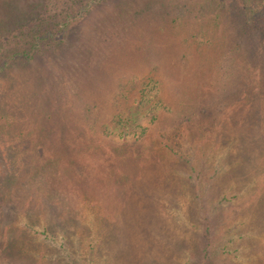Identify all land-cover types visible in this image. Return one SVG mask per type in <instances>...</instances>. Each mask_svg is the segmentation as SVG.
<instances>
[{
  "label": "rangeland",
  "instance_id": "obj_1",
  "mask_svg": "<svg viewBox=\"0 0 264 264\" xmlns=\"http://www.w3.org/2000/svg\"><path fill=\"white\" fill-rule=\"evenodd\" d=\"M33 1L0 0V68L24 48L15 31ZM144 1L126 8L141 28L103 1L74 25L72 47L0 69V264H264V0H250L248 20L235 9L224 49L206 2L163 0L193 7L197 23L158 50ZM46 3L60 21L77 5ZM112 23L125 45L89 59ZM131 129L146 135L118 137Z\"/></svg>",
  "mask_w": 264,
  "mask_h": 264
},
{
  "label": "trees",
  "instance_id": "obj_2",
  "mask_svg": "<svg viewBox=\"0 0 264 264\" xmlns=\"http://www.w3.org/2000/svg\"><path fill=\"white\" fill-rule=\"evenodd\" d=\"M46 1L47 0H34L32 2V4L30 5L29 12H31V16H33V13H35V18L27 22L24 26L16 29L15 31V33L22 34L20 37L22 41L20 42L23 43L24 48L21 51L18 50V52L15 51L14 53H9V55L7 56V59L9 58V60L4 62L0 69L7 68V67L10 68L12 67V64H14L15 62L19 60L20 62H27L24 64V67H26V64H30L31 61H42V53L44 49L46 47H50L51 45H53L54 48L56 47L61 48V44L64 43V45L67 44L65 48H67L68 46L70 47L71 46L70 42L72 40L71 38L72 34L74 32L77 34V31H73V33H71L72 29L74 28V25L78 23L79 21H81L86 15H90V16L94 15L96 11L99 10L98 6H101L103 1L112 2L113 7L111 9H116L120 12L126 13V16L129 19H131L130 21L132 23L131 24L132 28L138 25H139L138 28H141L143 24L146 23V20L142 21L141 19L139 20L136 18V13L133 14L135 12V9L132 8V5L130 6L129 10L126 11L128 3H131L127 1H131V0H72V3H76L77 5L70 4V7L66 9L67 11L68 10L69 11L66 12L65 18H61V21L58 19L62 16V14L58 12V9H57L58 7L54 4H53V8H50L46 16L44 15L45 12H47L46 8L48 4L46 3ZM205 2L207 3V7H205L206 6ZM233 2H238V3H233ZM250 4H251L250 0H244L243 4H241V0H203V6L205 7L204 9H205L206 15H207L206 10H208L207 8L211 9L207 11L209 14L208 15L209 19H210V21H207V26L208 25H211V27L212 26L215 27V25L219 26L218 30H214L212 28L213 29L212 36L214 37L216 41V45L219 46V42L222 39V49H224L225 47H230L233 39H231L230 30L229 28H226V25L227 23L232 24L230 21V18L233 15L235 9H240L239 14H241L242 12V14L244 15L243 17H246L245 20L247 18H250L251 15L253 14L252 7ZM144 5L147 6V9H149L151 6L154 7V10L151 9L150 15L154 16L158 20L156 23H154V20L150 19V22H153L151 24V26L153 27L151 31L153 37L150 40V45H151V48L153 49L155 47L158 50L160 48L162 49L165 46H168L169 48L171 47V49H173L177 45L176 39L180 37L179 34L181 32L190 30V27L192 25L193 27H195L197 23V20H196L197 18L193 14L194 9L193 7L189 5H187L186 7H180L181 5L179 4L177 5L175 3L170 4L163 0H146L144 1ZM240 5H242L243 10L240 8ZM200 10L201 9L197 10L196 14H198ZM128 20H126L124 24ZM240 22L241 24L239 25V28L240 30H242L244 28L245 23L243 19ZM117 26L121 30H123V24H119ZM255 27L260 32L258 35V38L262 37L261 34L264 31V29L260 31L262 28V25L259 24ZM113 29H114V24L112 23L109 34L105 35L100 40L94 41L92 43L91 47L89 48L90 51L87 54L88 55L87 57L89 59L93 55H97V56H100L102 60L108 54V52H106L108 50V45H110L113 50L120 49L121 47L125 45V41L127 39L121 35L115 36V33L111 34ZM165 30L168 31L169 33L168 36L165 35ZM76 36H77L76 37L77 39H80L79 34ZM192 36L194 37V35ZM190 38H191V35H188L184 43L186 44V42H189ZM203 43H204L203 45L209 44L211 46L212 44H214V40L212 41V39L206 38V40ZM263 45H264V40L263 41L261 40L259 42V47L257 49V52H262L261 49ZM99 47L103 49L102 53L90 54V52L98 51ZM255 53L256 51L255 52L253 51L252 56H254ZM179 54L181 55V61H184L186 56L183 54L182 51ZM230 55L231 54H229L228 56ZM258 58L259 57H257V59ZM153 69L156 70V68H153ZM51 76L52 77L54 76V81H57L58 73L55 75H51ZM150 78L152 77L150 76L147 77V79H150ZM62 81L63 83H65L64 79H62ZM62 87H64V84ZM142 95H143V90L140 92L139 97L137 98L143 99L144 97H142ZM163 101L164 100L160 97V95H158L156 102L160 104ZM135 103H137V101H135ZM196 104L197 103H195V105ZM202 104L203 103H199V105H202ZM153 105L157 106V108L158 107L167 108L166 105L160 106V105H155L154 103ZM134 109H139V108L136 107ZM169 109H170L171 115L173 117H177L176 112L174 111L173 108L171 109V106ZM191 109L193 110V111L191 110L192 112L191 114H193L197 110V106ZM153 118L156 119L155 116ZM114 120H115V125L124 124L125 129L128 128L129 126V121H127L125 124L121 114L115 115ZM117 120L119 122H117ZM107 130L109 129H107L106 127L103 129V131H101L104 137H110V134L107 133ZM130 131L132 133L131 132L125 133V132L120 131L122 133H119L118 137L122 138V137L133 136L141 140L146 135L145 129L139 132L135 131V129H131ZM115 136L116 135H114V137ZM200 251H201V257L199 260L202 259L203 261L208 262L209 261L208 259L210 258H209V254L207 253V251L204 249V247L200 249Z\"/></svg>",
  "mask_w": 264,
  "mask_h": 264
}]
</instances>
